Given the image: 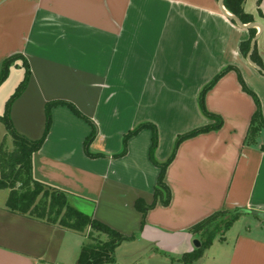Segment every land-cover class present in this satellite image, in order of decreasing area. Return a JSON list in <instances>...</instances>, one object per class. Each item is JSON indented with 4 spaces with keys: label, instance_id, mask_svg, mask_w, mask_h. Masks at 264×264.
<instances>
[{
    "label": "crops",
    "instance_id": "0c3cea01",
    "mask_svg": "<svg viewBox=\"0 0 264 264\" xmlns=\"http://www.w3.org/2000/svg\"><path fill=\"white\" fill-rule=\"evenodd\" d=\"M258 1L246 0L244 9L262 27L255 46L264 69V0ZM248 37L216 0H0V73L16 54L30 66L28 86L11 109L14 128L39 139L46 104L67 101L94 122L90 152L103 155L85 153L90 125L57 106L33 156V177L68 193L77 210L135 236L116 249L132 259L115 264H135L134 256L145 255L183 264L178 260L196 250L199 239L190 232L196 224L224 209L264 213V129L255 144L245 145L255 103L234 70L205 98L223 127L184 141L166 170L168 206L158 203L144 219L135 208L138 199L153 202L159 175L149 158L150 130L128 141L126 155L113 157L127 133L152 123L159 135L155 158L165 162L179 135L211 123L200 111L199 94L228 66L258 96L264 117V75L240 52ZM21 69L17 61L0 91L13 71V83H20ZM3 143L12 146V139L0 123ZM8 194L0 190V264L74 262L85 237L9 212ZM193 264H264L262 219L242 214Z\"/></svg>",
    "mask_w": 264,
    "mask_h": 264
},
{
    "label": "trees",
    "instance_id": "16d2710c",
    "mask_svg": "<svg viewBox=\"0 0 264 264\" xmlns=\"http://www.w3.org/2000/svg\"><path fill=\"white\" fill-rule=\"evenodd\" d=\"M219 1V0H217ZM246 0H223L224 8L231 15L237 17L243 25L254 23V17L246 13L244 4ZM261 0L258 1L260 5ZM260 15L262 13L260 12ZM263 17V15H262ZM257 35L255 28L249 29V37L240 44V52L244 57L250 50L251 42ZM252 62L263 69V64L258 56L257 48L251 55ZM21 61V67L24 68V79L11 97L6 111L0 115V123L5 126L7 134L12 139V150H8L3 143L0 146V190H8L6 208L9 212L17 215L26 216L34 220L45 222L48 225L56 226L62 229L70 230L76 233H84L89 230L86 242L80 251L75 264H114L116 262V249L126 241H132L135 236L127 237L102 223L92 216L85 214L70 203L71 196L50 187L33 177V156L42 148L52 125L51 112L54 107L64 106L70 109L76 116L85 120L91 127V133L84 143V151L89 157L98 158L102 154L90 152V145L97 136V127L92 120L83 115L74 104L67 101L48 102L45 107V128L42 136L37 140H30L22 134H19L11 120V109L13 103L25 92L30 81V66L27 60L21 55L16 54L7 58L2 65L0 73V86L8 78L10 68L17 62ZM236 71L238 81L242 90L250 95L255 103V112L252 115L248 133L245 139V145H253L260 131L264 129V117L262 106L258 96L252 92L239 72L233 66L224 68L218 73L204 88L201 90L198 98L199 108L203 115L211 123L195 128L189 132L177 137L173 150L169 158L159 163L155 158L158 148L159 135L157 127L152 123H142L127 133L123 138L122 150L114 155V158L122 157L127 153L128 141L139 134L142 130L151 131V146L149 151L150 161L159 169L157 183L154 188V200L148 205L143 199L135 202V208L144 217L150 209H153L158 203L168 206L171 201V192L165 182L166 170L173 162L179 146L186 140L197 137L201 134L218 131L223 127V119L220 116L212 114L206 109L205 98L217 82L230 71ZM248 210L235 209L232 211L221 210L190 229L201 242V247L189 254H185L178 261L183 264H193L202 257L203 252L207 249L217 237L224 234L234 225V223ZM102 237H105L104 239Z\"/></svg>",
    "mask_w": 264,
    "mask_h": 264
},
{
    "label": "rangeland",
    "instance_id": "374dc122",
    "mask_svg": "<svg viewBox=\"0 0 264 264\" xmlns=\"http://www.w3.org/2000/svg\"><path fill=\"white\" fill-rule=\"evenodd\" d=\"M217 1V0H216ZM21 77H20V83L23 81V79H24V74H25V70H24V68H22L21 69ZM15 76H16V72H14L13 71V77H11V79L9 80V83H7V85H5L2 89H1V91H0V109H2V110H0V111H2L1 113L2 114H0V115H3L4 113H5V111H6V108H7V105H8V103H9V101H10V99H11V97L14 95V93H15V91H16V89L18 88V86L20 85V83H13L14 82V80L16 79L15 78ZM18 82V81H17ZM12 85V86H11ZM5 88V89H4ZM12 88V89H11ZM19 99V98H18ZM17 99V100H18ZM16 100V101H17ZM14 104V103H13ZM13 106V105H12ZM201 111V110H200ZM202 113V112H201ZM43 114L45 115V111L43 112ZM202 115H203V113H202ZM137 127V126H136ZM183 134V133H182ZM9 136V135H8ZM10 137V136H9ZM10 139H11V137H10ZM8 141H9V139H8ZM12 144V143H11ZM6 146V145H5ZM6 148L10 151V150H12L13 149V146H11V145H9V147H7L6 146ZM8 190H6V192H7ZM72 198H71V200H70V203L71 204H73L72 202ZM248 214L249 215H252V213H250V212H248ZM264 214V213H263ZM260 219H262V222L264 223V217H262V218H260ZM88 232H89V230L88 231H86V232H84V233H78V234H80V235H83L84 237H85V241H84V244L86 243V242H88L89 240L87 239V237H88ZM103 239L105 238V237H102ZM83 244V245H84ZM70 246L74 249V241L72 242L71 241V243H70ZM82 248V247H81ZM81 248H79V250H77V254H78V256H79V254H80V251H81ZM122 254V252L121 251H116L115 252V257H116V260L118 259V261L120 260V262L122 263V261H126V262H128L129 261V259H132V258H130L129 257V259L127 260V257H125V256H120ZM78 256L76 257V259H74V262H71L70 264H75V262H76V260H77V258H78ZM161 259H158V260H160V262H162L161 260H163L162 259V256L160 257ZM122 260V261H121ZM133 262H135V264H159V262H158V260H156V259H151V257L150 256H148V255H145V256H142V257H139V256H134L133 257ZM125 262V263H126ZM115 264V263H114ZM120 264V263H119Z\"/></svg>",
    "mask_w": 264,
    "mask_h": 264
},
{
    "label": "water",
    "instance_id": "95a60500",
    "mask_svg": "<svg viewBox=\"0 0 264 264\" xmlns=\"http://www.w3.org/2000/svg\"><path fill=\"white\" fill-rule=\"evenodd\" d=\"M218 3H219L220 11H221L224 15H226L229 19L235 21L240 27L245 28V29H247V30H249V29H251V28H255V27H258V28H259V32L257 33V35L255 36V38H254V39L252 40V42H251L250 50H249V52H248V54H247L246 59H247V61H248L250 64H252V65H253V66H254L259 72H261V73L264 75V70H262V69H260L258 66H256V65L252 62V59H251V55H252V52H253L254 47H255V45H256V42H257V40H258V38H259V36H260V34H261V32H262V27H261V25H259V24H257V23H250V24H248V25H243L237 17H235V16H233V15H231V14H229V13H227V12L225 11V8H224V5H223V0H219ZM250 213H252V215L257 216V217H259V218L264 217V214L261 213V212L250 211ZM193 245H194V247H195L196 249H198V248L201 247V242H200L199 240L196 239V240L193 241Z\"/></svg>",
    "mask_w": 264,
    "mask_h": 264
}]
</instances>
